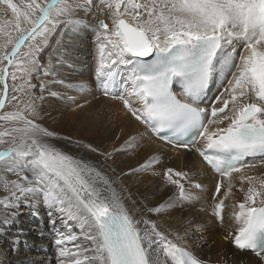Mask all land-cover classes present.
Returning <instances> with one entry per match:
<instances>
[{
	"label": "snow or ice",
	"instance_id": "snow-or-ice-1",
	"mask_svg": "<svg viewBox=\"0 0 264 264\" xmlns=\"http://www.w3.org/2000/svg\"><path fill=\"white\" fill-rule=\"evenodd\" d=\"M92 8L89 0H0V144L7 145L0 150V225L14 220L22 202L40 198L49 209L60 264H205L135 202L129 208L100 161L61 149L56 134L36 122L32 78L42 77L39 89L45 90V78L56 76L53 60L61 59L41 63L40 53L51 37L87 23L77 13ZM96 11L110 19L94 26L98 86L158 140L199 152L221 177L217 197L228 180L213 208L222 221L233 173L251 167L246 157L264 156V0H102ZM55 44L63 47L61 39ZM217 83L218 93L201 107ZM10 102L12 110L3 111ZM144 138L129 135L111 151L62 139L107 160L143 147ZM159 163L152 155L130 171ZM164 175L181 197L190 196L181 183L187 173L168 168ZM239 180L248 187L234 206L232 240L264 257V178ZM57 222L62 229L56 230Z\"/></svg>",
	"mask_w": 264,
	"mask_h": 264
},
{
	"label": "bare ground",
	"instance_id": "bare-ground-1",
	"mask_svg": "<svg viewBox=\"0 0 264 264\" xmlns=\"http://www.w3.org/2000/svg\"><path fill=\"white\" fill-rule=\"evenodd\" d=\"M89 3L93 5V8L89 12L79 11L78 14L84 12L86 17L91 18L88 16L89 13L92 16L94 13H98L96 6H102V0H89ZM100 16L101 19L110 23L107 14ZM87 21L89 20L86 18ZM97 23H94L93 26L87 23L81 24L78 30L65 33V37H56L61 39L63 47L54 44L53 49H57L64 55L60 57L61 61L55 65L57 75L54 78H45L49 81L46 92L47 95L49 93V97L44 99V93L38 89L32 90L37 97L35 103L39 116L36 118V122L56 134V139L53 142L61 149L82 153L89 160L100 161L102 167L115 181L114 187L122 197L126 198L125 203L129 208L135 202V207L140 210L141 214H146L148 219L155 220L159 228L165 231L170 239L175 240L177 237H182L187 247L200 259L222 264H264V257L253 255L250 251L239 250L233 245L232 240L237 229L233 212L238 208L234 206L243 202L248 187L246 182L239 180V176L251 175L264 178V159L257 156L252 157L245 164L251 167H245L240 173H233L232 192L225 200L223 220L222 223H219L224 226V231H220L222 229L216 225L220 218L214 214V211L210 212V208L212 206L213 210L218 199L223 198V194L227 191L228 180H224L220 197L214 196L221 177L203 162L199 152L195 149L190 151L178 148L158 140L147 132L143 125L126 114L119 100L113 99L112 95L104 94L98 86L97 78L92 75V70L96 72L97 67V30L94 27ZM91 39L93 43H96L93 46L96 54V59L93 62L89 59L90 53L85 49L79 53L80 47L77 44V42H89ZM52 40L54 41V39ZM89 47V49L92 48L91 45ZM55 53L57 52L53 51L54 55H56ZM86 60H89L93 65ZM73 65L74 70L69 69ZM41 78L34 75L32 83L34 84L33 79L40 81ZM81 83L86 86L84 88L77 87ZM219 89L218 83L211 87V92L204 100L206 105L211 103ZM44 115L50 116L54 121L50 124L45 123L42 119ZM226 124L227 122H225ZM137 132L145 134L143 147L135 151L116 153L107 160L96 153L78 149L74 143L70 144L62 139L70 137L73 142L80 141L84 144H92L100 151H111L113 147L119 148L129 135H135ZM200 146V144L196 145L197 148ZM152 155L159 159L158 165L144 171L134 173L130 171L134 168L138 169ZM168 168H176V171L187 173V179H181L183 185L195 181L197 186L202 182L200 188H203L198 190L189 186L187 187V193H190L189 197L175 196L174 187L176 185L167 182L163 174L161 179L158 177L160 170L164 173ZM156 172L155 176L158 179L153 175ZM174 179L178 178L174 177ZM213 184L214 187H212ZM242 187L244 190H241ZM3 193L0 190V196H3ZM41 203L40 201L36 207ZM30 204L22 202L17 212L36 217L37 215L32 213L33 211L38 212L40 206L34 209L30 207ZM162 204L166 207L161 213H146V208ZM197 204L208 208L207 211L197 206L201 210L198 209ZM55 218L53 216V219ZM57 223L56 230L62 229V225ZM35 228L36 230H33ZM56 238L53 224L49 219V210L44 213L39 223L36 222L33 226H25V228L18 227L14 218L11 223L0 225V239L10 245L2 246L4 250H0L2 260L5 259L3 264H8V262H12V264H60L61 257L59 256V246L55 243ZM44 248H47L48 251L45 252Z\"/></svg>",
	"mask_w": 264,
	"mask_h": 264
},
{
	"label": "rangeland",
	"instance_id": "rangeland-1",
	"mask_svg": "<svg viewBox=\"0 0 264 264\" xmlns=\"http://www.w3.org/2000/svg\"><path fill=\"white\" fill-rule=\"evenodd\" d=\"M13 2H15V3H18L19 2V0H13ZM104 15V13H94L93 14V16L89 13L88 14V16H91V18H88V17H86L85 16V13L83 12L82 14L80 13V14H78L77 13V17L76 18H78V16H79V18L78 19H82V20H84V21H86V18L89 20V21H87V24L88 25H91V26H93L94 25V23H97L98 22V20L99 19H101V16L100 15ZM82 16H83V18H82ZM7 18V17H6ZM95 18H96V20H95ZM91 20V21H90ZM91 22V23H90ZM79 27H81V25H79L74 31H76V30H78V28ZM58 31H59V29H58ZM67 33V32H66ZM54 37V38H53ZM52 38H50L51 40H50V44H49V46L48 47H45L44 48V50L40 53V61H42L41 63H47L48 62V58H49V56H53V57H55L56 55H59L60 57H62L64 54H61L58 50L57 51H55V52H57V53H55L56 55H54L53 54V48H54V44H55V40L56 39H60V38H56L57 36H53ZM52 39H54V41L52 40ZM63 44V43H62ZM77 44L79 45V47H80V49H79V53H82L83 51H87V52H89L90 53V56H89V59L90 60H92V62L93 61H95V59H96V54H95V51L93 50V46L94 45H96V43H93V40L91 39L89 42H77ZM89 45H91L92 46V48L91 49H89L90 47H89ZM87 47V48H86ZM50 48V49H49ZM85 49V50H84ZM47 50V51H46ZM46 51V52H45ZM87 52H85V53H87ZM43 53V54H42ZM65 54H66V52H64ZM93 53V54H92ZM47 54V55H46ZM85 56V55H84ZM42 57V58H41ZM46 57V58H45ZM55 60V59H54ZM53 60V64H54V66L57 64V62H56V60L54 61ZM60 61H61V59H60ZM86 62H88L89 64H91L90 63V61L89 60H86ZM91 65H93V64H91ZM69 69H71V70H74V65L73 66H70V68ZM91 72V71H90ZM95 74V75H94ZM57 75V74H56ZM92 75L94 76V77H96V72H95V70H92ZM37 77V76H36ZM60 79H64V78H60ZM34 80V84L37 86L35 89H38L39 91H41L40 89H39V83H40V81L39 80H35V79H33ZM38 82V83H37ZM9 83L11 84L12 82H11V80H9ZM0 87H2V86H0ZM47 86H46V88H45V90H43V91H41L42 93H44V95H43V98L44 99H47L49 96V93H48V95H47ZM10 95H11V93H10ZM13 103L14 102H10V103H8V104H6V108L3 110V111H11L12 110V105H13ZM41 116H42V114H41ZM50 116H46V115H44L43 117H42V119H43V121L45 122V123H52L54 120L52 119V118H50ZM49 119V120H48ZM3 124V122H0V125H2ZM42 124V123H41ZM7 145L6 144H0V150H2L4 147H6ZM264 159V158H263ZM174 170L176 171V168H174ZM165 173V172H164ZM164 173H163V171L162 170H160L159 171V179H161V175L163 174V177H165V175H164ZM154 175V178H157L158 179V177L157 176H155V175H157V172L156 173H154L153 174ZM176 178H178V179H180L179 177H176ZM187 179V177H185V178H183L182 180H186ZM193 181V180H192ZM201 184V185H200ZM199 184V187H197L196 185H195V181H193V182H190L188 185H184V189H185V191L187 192V187H189V186H191V187H193L194 189H198V190H200V189H202V188H200L201 186H202V182ZM198 185V184H197ZM197 187V188H196ZM212 187H214V184L212 185ZM179 190H178V188H177V186H175L174 187V195L175 196H177V197H181L179 194ZM212 193V191L211 192H209V197H210V194ZM215 191H214V196H216L215 195ZM3 195H4V193H3ZM37 200H34L33 202H31V204H30V207H32V208H38L39 206H40V209L38 210V215L36 216V217H33L32 215H30V214H27V213H19V212H17V215L15 216V219H16V222H17V225H18V227L20 226V227H24L25 228V226H33L36 222L37 223H39V220H42V217H43V215H44V213L46 212V211H48L49 209L43 204V203H41V205H39L38 207H36L38 204H39V202L41 201L40 200V198L38 199V198H36ZM176 200V199H175ZM42 202V201H41ZM34 203H36V204H34ZM129 205H130V203H129ZM200 207L201 209L203 208L204 210H206L207 211V209L208 208H205V207H202L201 206V204H197L196 205V207ZM197 207V208H198ZM200 208H198V209H200ZM200 209V210H201ZM213 210H212V206H211V208H210V212H212ZM208 212H209V210H208ZM203 214V213H202ZM32 221H34V222H32ZM219 223H222V221H221V219H220V221L219 222H217V226H219V228L220 229H222V230H220V231H224V226H222L221 224H219ZM215 224V223H214ZM57 225H58V223H57ZM38 226H39V224H38ZM27 229V228H26ZM33 230H36V228L35 229H33ZM2 239H0V250H4L3 248L4 247H2V246H10L9 244H6L4 241H1ZM46 251L45 252H47L48 251V249L47 248H44ZM2 252H0V264H3V262H4V260H2ZM8 264H12V262H8Z\"/></svg>",
	"mask_w": 264,
	"mask_h": 264
}]
</instances>
